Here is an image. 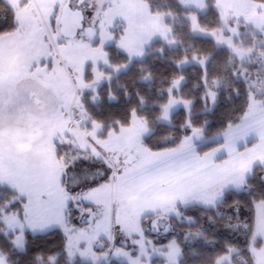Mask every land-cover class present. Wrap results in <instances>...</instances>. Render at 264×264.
<instances>
[{"label": "snow or ice", "instance_id": "snow-or-ice-1", "mask_svg": "<svg viewBox=\"0 0 264 264\" xmlns=\"http://www.w3.org/2000/svg\"><path fill=\"white\" fill-rule=\"evenodd\" d=\"M211 7L218 26L201 24L197 12L185 16L192 33L227 51L226 75H212L213 50H185L176 66H199L208 111L221 85L240 102L209 137V122L192 118L193 101L177 95L178 76L155 106L157 119L171 122L183 104L184 123L160 146L137 107L106 123L88 104L111 82L105 68L126 71L156 37L179 43L171 8L154 0H0V264H19L29 237L50 233L63 239L47 259L62 252L69 264H264V0ZM110 45L123 63H113ZM137 98L142 108L145 98ZM107 99H118L110 88Z\"/></svg>", "mask_w": 264, "mask_h": 264}, {"label": "trees", "instance_id": "trees-1", "mask_svg": "<svg viewBox=\"0 0 264 264\" xmlns=\"http://www.w3.org/2000/svg\"><path fill=\"white\" fill-rule=\"evenodd\" d=\"M155 6L167 10L171 8L175 12V19H168L172 24L175 35L178 37L179 43L169 46L163 41H157L148 48L146 56L142 61L133 60L128 69L120 72H112V69L105 68V71L112 73L111 82L107 79L101 82L99 87L100 98L96 104L89 102L88 107L93 115L107 122L115 118H124L131 107H137L138 110L146 115L151 122V127L154 132L153 142L160 143V146L165 141H171L175 136L180 135V126L184 123L185 112L184 107L178 108L173 113L171 122L165 121L162 118L157 119L162 112V108L155 105L157 103L166 102L167 96L165 89L171 84V81L180 75L185 77L181 84V90L177 95L183 96L186 99L193 101L192 104V118L196 125L203 126L204 121L207 120L209 124L206 126V135L211 137L219 132L224 123L234 115V106L239 104V100L233 97L228 99L231 95V90H225L223 85L219 89L220 95L218 103L213 106L209 105L211 111H208L205 105L200 100L203 89L199 86L200 68L196 64L176 66V61L187 53L199 49L207 52L213 50L214 54L212 60L215 65L212 66V75L216 77L224 76L223 65L227 63L228 53L225 49L220 48L218 51L212 49V45L206 38L196 37L189 27V20L185 13L196 12L188 9L178 3V0H154ZM209 7L203 12H197L201 24H206L210 27L218 26L219 22L216 18V10L211 7L212 0H208ZM243 36L240 38L245 44L253 42V36L246 35L250 31L241 29ZM161 46L164 48V53L161 55L158 50ZM111 53L113 63H123L124 58L117 52L114 46L108 48ZM211 64V61H210ZM103 67V66H102ZM109 88L112 93L117 96V101L109 102L107 94ZM127 91L128 96H125ZM137 92L143 95L145 102L141 108L138 104ZM238 110V108L236 109ZM199 216L198 212H193ZM206 227L211 228L206 217L203 220ZM179 227H183L180 225ZM63 237L59 234H48L46 236L29 237V253L22 256L19 264H52L48 260L49 255L57 254L60 251ZM198 247V246H197ZM7 252V249H3ZM188 248L186 247V252ZM36 254L44 256L43 261L35 259ZM7 257V256H6ZM8 259V257H7ZM195 259V257H190ZM56 264H69L68 259L64 253H60L56 258ZM87 264V263H75ZM89 264V263H88ZM112 264H119L112 262Z\"/></svg>", "mask_w": 264, "mask_h": 264}, {"label": "rangeland", "instance_id": "rangeland-1", "mask_svg": "<svg viewBox=\"0 0 264 264\" xmlns=\"http://www.w3.org/2000/svg\"><path fill=\"white\" fill-rule=\"evenodd\" d=\"M207 2H208V0H207ZM184 7H186V8H188V9H192V10H194V11H196V12H203L204 10H199V9H197L195 6H193V5H188V6H184ZM196 37H201V38H205V37H203L201 34H199V33H193ZM246 35H249V36H253V34L251 33V32H249V33H247ZM258 35V34H257ZM243 36V34H242V32H241V36H240V38ZM157 41H162L159 37H156V38H154V40H153V43L152 44H154L155 42H157ZM111 46H113V45H110V46H108V48L109 47H111ZM262 47H264V45H261ZM145 56H146V54H145ZM145 56L143 57V58H139V57H137V58H134L133 60H135V61H142V60H144V58H145ZM101 66H103V65H101ZM180 107H184L183 106V104H180V105H177L175 108H173L172 110H171V112H172V114L178 109V108H180ZM6 259H7V257H6ZM68 259V258H67ZM69 262V261H68ZM89 263L90 264V262H81L79 259H77L76 260V262L75 263ZM112 262H116V263H118V261H116V260H113ZM51 263L52 264H56V260L55 261H52L51 260ZM125 264H126V262H125Z\"/></svg>", "mask_w": 264, "mask_h": 264}, {"label": "clouds", "instance_id": "clouds-1", "mask_svg": "<svg viewBox=\"0 0 264 264\" xmlns=\"http://www.w3.org/2000/svg\"><path fill=\"white\" fill-rule=\"evenodd\" d=\"M53 255H55V254H53Z\"/></svg>", "mask_w": 264, "mask_h": 264}]
</instances>
